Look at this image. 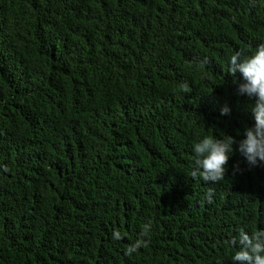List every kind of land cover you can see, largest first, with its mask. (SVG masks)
<instances>
[{
	"label": "trees",
	"instance_id": "16d2710c",
	"mask_svg": "<svg viewBox=\"0 0 264 264\" xmlns=\"http://www.w3.org/2000/svg\"><path fill=\"white\" fill-rule=\"evenodd\" d=\"M261 43L264 0H0V264H233L264 164L229 61ZM205 136L237 142L217 183Z\"/></svg>",
	"mask_w": 264,
	"mask_h": 264
},
{
	"label": "clouds",
	"instance_id": "9594fccd",
	"mask_svg": "<svg viewBox=\"0 0 264 264\" xmlns=\"http://www.w3.org/2000/svg\"><path fill=\"white\" fill-rule=\"evenodd\" d=\"M230 72L235 77L239 72L242 80L238 83V94L255 98L252 109L254 125L246 128L244 139L239 141L237 150L245 158L249 166L264 164V43H261L250 56H244L242 52H236L231 56ZM236 82V81H234ZM187 85L184 88L187 89ZM229 113L227 107L221 110V115ZM237 142L225 136L217 139L213 136H205L193 145V168L190 172L192 179H202L205 182L217 183L226 175V166L229 161V153L233 152V145ZM6 170V169H5ZM213 192L209 190L207 200L212 201ZM148 229L142 233L147 236ZM114 240L123 237L119 231H114ZM233 247L239 250L232 256L233 264H264V230L255 231L251 235L243 229L239 231V238L231 241ZM148 241L138 239L134 244L125 248L124 254L132 256L140 248L147 247Z\"/></svg>",
	"mask_w": 264,
	"mask_h": 264
}]
</instances>
